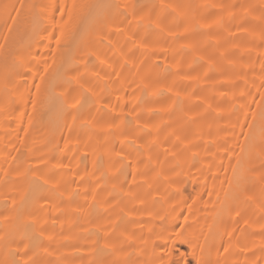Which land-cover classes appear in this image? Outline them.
Returning <instances> with one entry per match:
<instances>
[{
  "label": "bare ground",
  "instance_id": "6f19581e",
  "mask_svg": "<svg viewBox=\"0 0 264 264\" xmlns=\"http://www.w3.org/2000/svg\"><path fill=\"white\" fill-rule=\"evenodd\" d=\"M4 3L25 7L0 14V261L26 242L38 264H264V0ZM49 4L69 6L59 47Z\"/></svg>",
  "mask_w": 264,
  "mask_h": 264
},
{
  "label": "snow or ice",
  "instance_id": "6c2138e0",
  "mask_svg": "<svg viewBox=\"0 0 264 264\" xmlns=\"http://www.w3.org/2000/svg\"><path fill=\"white\" fill-rule=\"evenodd\" d=\"M24 7H25V5L20 4L19 9H18L15 4L4 3L2 6H0V14H3L4 16H6L8 20H11L12 23L15 24L16 18L13 16V13H15L16 17H18L20 15V9H23ZM30 7H37V6L33 5ZM76 7H77V5L75 3H73L71 5L72 10L76 9ZM124 7L127 8L128 6L124 5ZM135 7L136 6L133 5V8H135ZM162 7H165V6L162 5ZM167 7H171V6H167ZM68 8H69V6L67 4H64L62 6H57L55 4H49V5L41 6V11H42V14L44 16V19L47 20V22H48V26L44 29L45 31L48 32V36L46 37V39H51L52 34L55 33L57 31V29L59 28V37L56 38L57 47H59V44H60V37H62L64 35V24H61L59 21H57L56 13L59 12L61 20H62L66 14L65 9H68ZM67 14H68L69 19H71V17H72L71 10ZM141 20H143V17H141ZM149 26H151V25H149ZM156 27H159V25H156ZM8 31L9 32L11 31L10 27L8 28ZM105 39H107V38L105 37ZM129 39L132 40L133 43H135L134 37H129ZM261 39H264V30H262V32H261ZM5 40H7V37L5 38ZM109 43H111V42H109ZM29 55H31V54H29ZM90 55L95 56V53H91ZM82 63L84 65L85 70H87L88 61L83 60ZM125 63H127V61H125ZM262 67H264V65H262ZM29 71H31V69H29ZM46 71H47V69L45 68V72ZM113 74L117 77H119V75H120L119 72H115V71L113 72ZM84 75H85V73L77 71L75 75H73L69 78V82L75 83L81 94L88 95L91 97H96L97 93L94 91L95 85H92L87 80L83 79ZM95 76L97 78H99L100 73L96 72ZM40 79L43 82L44 76L41 75ZM104 79H105V83H107L109 78L106 76ZM145 87H148V85H145ZM36 91H37V94H39L40 85H36ZM59 96H60L61 104H62L63 108H65L66 110H70L73 113L72 120L74 123L76 118H77L76 114H79L81 109L83 108L82 99H78L76 96L69 95L66 92H61L59 94ZM262 99H264V97H262ZM33 103H35V102H33ZM103 107L105 108V110L108 109L107 105H104ZM112 111H114V109ZM129 117H131V119L134 121V123H135V125L139 131L148 133L150 135L152 134L153 130L149 127L148 124H146V123L141 124L140 123L139 118H138V113L135 111V109L133 110V112H130L127 114H122V116L120 117L121 123H124L126 120L129 119ZM96 122L97 121H96L95 116H91L90 119L85 120V123L90 127H94ZM155 131L159 132V129L157 128ZM156 139H158V137H156ZM175 139L177 141H179L180 137L175 136ZM131 143L134 146H136L137 148H146L148 151H151V145L155 143V139H153L152 141H146L144 144H137V141L135 139H133V140H131ZM261 144L264 145V132H262ZM165 151H167V149H165ZM262 151H264V149H262ZM148 159L151 160L152 157L149 155ZM121 160L126 161L127 157H125V156H123V154H121ZM261 166L264 167V160H262ZM62 167L68 168V166H66V165L62 166ZM117 171H119V169H117ZM5 175H7V172L5 173ZM39 179L45 185H51L53 188H59L62 177H57L55 172H51V173H49L47 178H45L44 176H41ZM81 179H83V177H81ZM244 179L245 178L241 177L240 181H238V183L243 182ZM259 182L261 185H264V174H262L261 177L259 178ZM240 196L243 199H247L243 189H241ZM93 199H95V195H93ZM11 203L14 205L15 201L13 200V201H11ZM44 204L47 206L49 204V201L47 199H45ZM5 219H8V217H5ZM245 223H247V221H245ZM40 235L42 236L43 233H40ZM228 235L231 236V233H228ZM0 238L6 239V237H0ZM106 247H108L110 249H114L116 247V244L113 243L111 245H106ZM9 251H10V258L5 259L4 261H0V264H38L37 260L35 259V253L33 252L32 254H30V252H32V250L30 248L29 243H26V242L22 243V245L19 246L15 251H13L11 249ZM224 251L227 252L228 249L225 248Z\"/></svg>",
  "mask_w": 264,
  "mask_h": 264
}]
</instances>
